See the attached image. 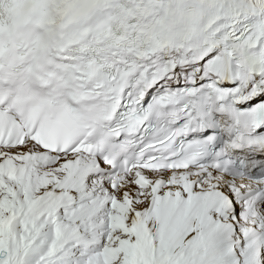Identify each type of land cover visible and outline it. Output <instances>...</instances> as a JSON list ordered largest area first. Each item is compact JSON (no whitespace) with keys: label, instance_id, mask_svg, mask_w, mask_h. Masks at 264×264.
Here are the masks:
<instances>
[{"label":"snow or ice","instance_id":"obj_1","mask_svg":"<svg viewBox=\"0 0 264 264\" xmlns=\"http://www.w3.org/2000/svg\"><path fill=\"white\" fill-rule=\"evenodd\" d=\"M0 264H264V0H0Z\"/></svg>","mask_w":264,"mask_h":264}]
</instances>
